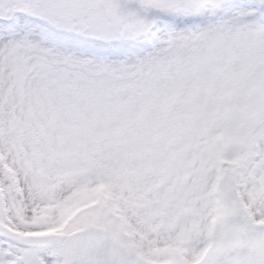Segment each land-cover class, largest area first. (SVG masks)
Segmentation results:
<instances>
[{"label":"snow or ice","instance_id":"6c2138e0","mask_svg":"<svg viewBox=\"0 0 264 264\" xmlns=\"http://www.w3.org/2000/svg\"><path fill=\"white\" fill-rule=\"evenodd\" d=\"M0 264H264V0H0Z\"/></svg>","mask_w":264,"mask_h":264}]
</instances>
